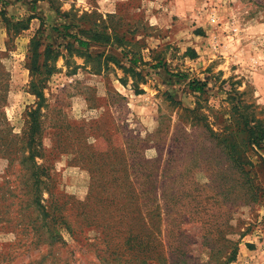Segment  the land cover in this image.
<instances>
[{
    "label": "rangeland",
    "instance_id": "1",
    "mask_svg": "<svg viewBox=\"0 0 264 264\" xmlns=\"http://www.w3.org/2000/svg\"><path fill=\"white\" fill-rule=\"evenodd\" d=\"M0 264H264V0H0Z\"/></svg>",
    "mask_w": 264,
    "mask_h": 264
},
{
    "label": "trees",
    "instance_id": "2",
    "mask_svg": "<svg viewBox=\"0 0 264 264\" xmlns=\"http://www.w3.org/2000/svg\"><path fill=\"white\" fill-rule=\"evenodd\" d=\"M78 43L82 46V45H86L85 43H82L81 41H78Z\"/></svg>",
    "mask_w": 264,
    "mask_h": 264
}]
</instances>
